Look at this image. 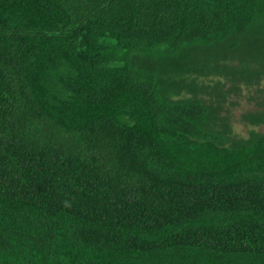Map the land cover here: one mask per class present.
I'll return each instance as SVG.
<instances>
[{"label": "trees", "instance_id": "trees-1", "mask_svg": "<svg viewBox=\"0 0 264 264\" xmlns=\"http://www.w3.org/2000/svg\"><path fill=\"white\" fill-rule=\"evenodd\" d=\"M261 82L264 0H0V264H264Z\"/></svg>", "mask_w": 264, "mask_h": 264}, {"label": "rangeland", "instance_id": "rangeland-1", "mask_svg": "<svg viewBox=\"0 0 264 264\" xmlns=\"http://www.w3.org/2000/svg\"><path fill=\"white\" fill-rule=\"evenodd\" d=\"M262 86L264 87V82H261L258 87ZM255 88L246 89L241 87L236 94H229L227 97L226 105L230 107V123L234 133L246 135V131L250 128V126L240 120V117L243 112L255 109V97L259 95V93L255 92ZM255 93L256 95H254ZM230 101L234 102V104H229ZM254 129L264 133V125L257 126Z\"/></svg>", "mask_w": 264, "mask_h": 264}]
</instances>
